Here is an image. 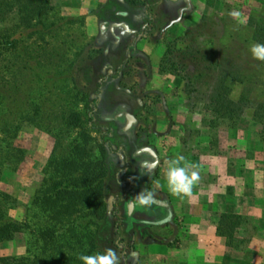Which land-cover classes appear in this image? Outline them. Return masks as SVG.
I'll use <instances>...</instances> for the list:
<instances>
[{"label": "rangeland", "instance_id": "rangeland-1", "mask_svg": "<svg viewBox=\"0 0 264 264\" xmlns=\"http://www.w3.org/2000/svg\"><path fill=\"white\" fill-rule=\"evenodd\" d=\"M97 1L51 0L53 9L48 22L51 28L36 27L32 35L21 38L17 53L7 48L2 54L0 68L6 74L7 90L13 85L14 64L19 67L21 99L13 113H20L24 119L18 122L22 128L15 144L27 152L17 170L3 168L0 187L18 203L7 210L8 217L29 225L15 232L13 239L0 243V257L27 256L35 264H44L48 252L45 249L50 248L66 255L59 256L58 264H82L79 256L112 249L118 264H135L132 251L137 250V241L143 240L139 238L142 230L133 226L122 202L127 199L125 191L129 184L121 185L118 180L132 175L122 172L129 154L142 145L153 144L149 134L155 118L162 112L163 98L162 93L154 90L149 73L159 67V59L149 60L140 53L143 50L129 46L125 51L116 42L126 36L125 30L116 27L111 31V27L119 25L127 15L135 18L134 8L122 6L118 0ZM205 2V9H215L216 13L203 14L195 5L193 12L190 7L178 21L183 27L182 38L189 31L192 41L189 52L192 50L195 56L188 53L184 60L188 75L196 78L203 71L205 75L200 82L212 89L219 70L240 71L251 79L247 84L250 99L261 100L264 61L253 59L249 48L254 44L253 27L264 19V0ZM184 4L183 0L177 3L157 0L149 21L152 24L136 34L133 45L146 32L152 40H164L169 22L177 19L178 8ZM232 12H239L240 16L230 15ZM13 17L9 14L4 22L0 21L2 34L12 36L16 29ZM174 43L177 55L185 44L181 39H175ZM122 62L120 72H108ZM157 80L172 81V78L159 76ZM189 87L196 90L194 84ZM202 92L195 95L205 98L206 92ZM168 94L169 91L163 93ZM30 96L34 98L32 102ZM123 111L140 119L135 129L125 134L121 133L125 119H114L116 114L124 116ZM249 111L244 113L240 126L246 137V149L228 144L237 131L236 127L227 126L223 118L218 119L219 126L212 130L213 149L220 154L243 155L249 166L257 167L248 170L249 176L257 169L264 175V143H257L255 148L256 141L264 142L261 127ZM203 112L212 117L210 111ZM65 173L69 186L72 183L75 184L72 188L80 189L57 197L52 187L57 185L64 191L65 182H57ZM100 185L104 187L106 202L103 213L94 204L80 203L90 199L94 202ZM48 192L53 195L49 204L44 202L50 198ZM35 194L37 200L33 203ZM251 227V223L245 226L244 234L238 231L233 245L245 248ZM57 231L61 232L59 239ZM32 240L39 246L35 253L30 250Z\"/></svg>", "mask_w": 264, "mask_h": 264}, {"label": "crops", "instance_id": "crops-1", "mask_svg": "<svg viewBox=\"0 0 264 264\" xmlns=\"http://www.w3.org/2000/svg\"><path fill=\"white\" fill-rule=\"evenodd\" d=\"M100 1L107 0L97 2ZM171 1L177 3L179 0ZM118 2L122 6L134 8L136 16L132 19L127 15L119 25L111 27V31L116 27L125 30L126 36L116 42L125 51L129 46L134 50H143L140 53L149 60L159 59V67L149 74L153 77L151 82L154 90L162 93L163 98L162 112L155 118L153 130L149 134L153 144L142 145L129 154L122 172H132V175L124 181L118 180L121 185L129 184L125 191L127 199L122 202L133 226L142 230L139 238L143 240H138L137 250L132 251L135 264H264V175L257 169L249 176L248 170L257 167L249 166L243 155L232 156L214 151L210 117L204 114L203 104L192 100L184 79L162 68L169 45L182 36V25L178 22L171 24L175 20L172 19L170 27H166L169 28L164 40H152L148 35L136 38L133 45L136 34L152 24L149 21L151 13H155L157 0ZM190 2L191 12L198 5L197 10L203 14L216 13L215 9H205V0ZM148 13L150 18L146 19ZM120 65L108 72H120ZM159 76L164 79L171 77L172 81H158ZM165 91H169L166 96L163 95ZM245 112L236 126V134L228 143L239 150L246 149V137L240 127ZM129 114L135 118L130 126ZM123 118L121 133L124 134L135 129L140 122L129 111L124 116L118 117L116 114L114 117L122 121ZM257 143L264 142L256 141L255 148ZM179 156L194 166L189 169L190 172L197 171L200 176L192 194L183 198L169 190L166 179L170 162ZM146 190L155 192V204L146 207L130 204L136 194ZM226 214L240 217L241 225L233 233L227 232L226 228H222L226 231L222 233L218 228L221 216ZM250 223L252 230L249 229L247 246L237 248L233 245L237 232L242 230L244 234L245 226Z\"/></svg>", "mask_w": 264, "mask_h": 264}, {"label": "trees", "instance_id": "trees-1", "mask_svg": "<svg viewBox=\"0 0 264 264\" xmlns=\"http://www.w3.org/2000/svg\"><path fill=\"white\" fill-rule=\"evenodd\" d=\"M53 8L51 7V0H0V21L4 22L6 15H13L15 19V30L12 36H6L2 34L0 30V60L2 58L3 52L9 48L14 52L17 51V46L21 41V38L27 34L32 35L36 27L41 26L42 28L50 29L52 24H49L50 13ZM252 42L264 44V19L260 20L253 27ZM189 31L186 35L180 39L185 44L183 49H178L179 54L175 55L174 42L169 45L168 51L166 53L165 59L162 62V68L174 75L186 81V86L188 87V93L193 94L192 100L203 104L204 109L212 113L210 118L212 130L219 126L218 119H225V123L229 127H236L242 116L243 112L246 110L251 111L252 119L260 125L261 139L264 140V98L261 100L252 101L249 97V89L247 84L251 81L247 75L242 74L240 71H235L233 69L219 70L212 89L207 88L201 84V80L204 77L203 71L198 72L194 78L188 75L187 63H185L186 55L190 53V46L192 44L191 38L189 36ZM179 40V39H178ZM183 50V51H182ZM17 53V52H16ZM191 55L194 56L191 50ZM189 54V55H190ZM182 56H185L184 58ZM195 57V56H194ZM181 58V59H180ZM184 61V62H183ZM16 71L13 72L12 78L14 79L13 85L10 90H7V83L5 80L4 70L0 68V181L2 176V170L4 167L11 168L12 170H17L22 161L25 159L26 150L21 148L19 145L15 144V140L19 136V131L22 128L20 119L24 117L20 113L14 112V108L20 105V93L21 88L18 82L19 67L18 64H14ZM219 66V65H218ZM195 85L196 90L189 89L191 85ZM99 87V86H98ZM207 89V91H206ZM209 90V92H208ZM206 92V97H199L196 92ZM202 92V93H203ZM30 96L31 102L34 100ZM251 100V101H250ZM33 105V104H31ZM33 111V109H32ZM18 114L19 116L15 115ZM213 143V140H212ZM91 179V175L88 176ZM95 179V178H94ZM82 180V179H81ZM79 180L80 182H82ZM65 182L64 193L61 189L56 188L55 185L52 187L56 190L57 197L61 194H67L70 190L80 189L79 186L68 181V175L65 173L64 178L61 177L60 182ZM82 187V185L80 186ZM98 197H95V201L92 200H82L80 203L82 205L94 204L97 206L98 210L102 213L105 211L106 202L104 201L103 185H100ZM51 190V188H50ZM97 190V188H96ZM89 191H94L90 189ZM54 194V192H53ZM50 198H46L45 203L49 204L50 200L53 198L51 192H48ZM93 197V196H92ZM37 200V195L33 196V203ZM43 202V203H44ZM17 201L11 199V195L8 194L0 187V243L4 241H9L14 238L15 232L22 229V227L29 225L26 222L20 223L17 220L8 217L7 210L10 208H15L17 206ZM49 206V205H48ZM97 210V209H96ZM220 232L225 233L222 228H226L227 232L233 233L236 227L241 225V220L239 216L236 215H222L221 216ZM60 233L57 231L58 239ZM53 238L56 237V233L53 234ZM62 242L61 240L58 241ZM61 244V243H60ZM35 253L39 246L37 241L32 240L31 248ZM46 248L47 260L44 264H57L59 263V256L63 258V253L60 255L55 250H49ZM49 258V259H48ZM61 262V260H60ZM62 263V262H61ZM0 264H35V260L31 257H0Z\"/></svg>", "mask_w": 264, "mask_h": 264}, {"label": "clouds", "instance_id": "clouds-1", "mask_svg": "<svg viewBox=\"0 0 264 264\" xmlns=\"http://www.w3.org/2000/svg\"><path fill=\"white\" fill-rule=\"evenodd\" d=\"M230 15L239 17L240 13L232 12ZM249 51L253 59L264 61V44L254 43L250 46ZM192 167L194 166L187 162L183 156H179L170 162L166 179L169 190L173 194L181 196V198L192 194L194 185L200 179L197 171H189ZM155 203V192L151 190L136 194L133 200L130 201L131 205L138 204L141 207L151 206ZM79 259L82 264H118V257L112 249L94 255H81Z\"/></svg>", "mask_w": 264, "mask_h": 264}, {"label": "water", "instance_id": "water-1", "mask_svg": "<svg viewBox=\"0 0 264 264\" xmlns=\"http://www.w3.org/2000/svg\"><path fill=\"white\" fill-rule=\"evenodd\" d=\"M186 2H187V4H188V7H190V6H191V2H190V0H186ZM188 7H187V8H188ZM187 8H186V7L181 8V9L179 10V15H178L177 19H175L174 21H172L171 24L180 21V20H181V17H182V14H183V12H184V10H186ZM127 117H128V126H130L131 123L135 120V118H134L132 115H130V114L127 115Z\"/></svg>", "mask_w": 264, "mask_h": 264}, {"label": "flooded vegetation", "instance_id": "flooded-vegetation-1", "mask_svg": "<svg viewBox=\"0 0 264 264\" xmlns=\"http://www.w3.org/2000/svg\"><path fill=\"white\" fill-rule=\"evenodd\" d=\"M184 1V5L181 7V8H184V7H188V4H187V2H186V0H183ZM191 7V6H190ZM190 7H188L186 10H184V12H183V14H182V17H183V15H184V13L186 12V11H188L189 9H190ZM180 8V9H181ZM179 9V10H180ZM178 15H179V11H178ZM178 15H177V17H178ZM182 17H181V19H182ZM148 30H150V27L148 28ZM149 33V32H148ZM148 33L146 32V33H143V35L141 36V37H144V36H148ZM121 64H123V62L121 63ZM120 66H122V65H120ZM99 89H100V86H99ZM123 112H125V111H123ZM137 125V124H136Z\"/></svg>", "mask_w": 264, "mask_h": 264}]
</instances>
